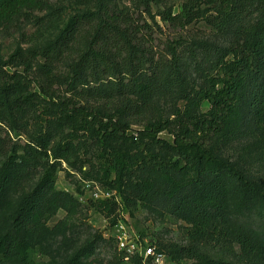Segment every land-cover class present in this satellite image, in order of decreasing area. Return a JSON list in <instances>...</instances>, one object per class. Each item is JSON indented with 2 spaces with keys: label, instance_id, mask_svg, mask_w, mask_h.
I'll return each mask as SVG.
<instances>
[{
  "label": "trees",
  "instance_id": "1",
  "mask_svg": "<svg viewBox=\"0 0 264 264\" xmlns=\"http://www.w3.org/2000/svg\"><path fill=\"white\" fill-rule=\"evenodd\" d=\"M122 1L95 0V10L71 17L48 49L32 51L30 56L18 50L7 61L0 59V106L20 113L32 104L30 96L18 97L17 83L21 76L8 69H18L40 56L50 66L44 64L38 71L41 93L52 100L59 99L58 87L64 84L73 92L60 103L59 126L65 123L74 131L87 132L95 141L116 143L124 139L130 130L127 123L106 117L74 99L82 94L111 97L115 95L111 84L115 83L117 96L137 94L139 108L144 109L155 94L148 73L157 63L144 49L149 42L143 34L146 25H136L125 11L119 10L117 3ZM129 1L153 16L151 0ZM50 2L0 0V28L14 19L30 20L34 12H55ZM160 16L163 22L182 31L199 22L219 31L232 27L234 39L228 48H216L217 74L208 78L205 90L187 95L185 107L170 122L173 144H164L161 148L164 152L153 155L144 164L149 177L135 181L130 176L134 161L127 154L113 150L102 169L101 182L112 191H128L142 207L159 198L174 199L190 189V196L181 200V209L194 228V236L202 238L215 217H226L231 207L237 220L232 232L242 256L254 264H264V188L258 189L241 170L230 167L211 145L215 139L235 136L244 120L242 102L246 89L255 79H260L255 101L259 104L258 111L264 113V79L261 78H264V0H186L179 13L169 8ZM77 45L80 53L72 67L73 79L64 83L52 68L73 54ZM140 77L147 83H142ZM126 79L128 83L124 82ZM9 80L15 82L4 85ZM76 86L81 87V93H76ZM204 101L210 106L205 113L201 110ZM156 127L150 125L141 134L157 141V134L163 129L154 130ZM54 136L52 132L42 134L36 141L37 148L32 150L45 157L50 152L55 160H67L72 147L61 143L50 147ZM9 153L8 141L0 137V159L5 158L0 162V264H34L29 235L43 236L47 219L60 210L69 217L75 215L78 203L72 195L56 189V173L49 168L8 220L2 213L6 192L13 186L19 188L21 181L31 176L33 167L24 156L15 152L9 156ZM113 174H117L114 180ZM90 204L107 221H117L115 203L99 199ZM82 253L79 251L68 264H100L97 260L84 263ZM164 253L172 264H229L212 259L195 246H173ZM120 263L123 264L122 257Z\"/></svg>",
  "mask_w": 264,
  "mask_h": 264
},
{
  "label": "rangeland",
  "instance_id": "2",
  "mask_svg": "<svg viewBox=\"0 0 264 264\" xmlns=\"http://www.w3.org/2000/svg\"><path fill=\"white\" fill-rule=\"evenodd\" d=\"M151 1L153 16L137 9L132 1L117 3L118 9L125 11L136 25H146L143 34L149 42L144 49L149 51V56L157 63L148 73L155 88L148 106L139 108L137 94L117 96L115 83L111 84L115 94L110 95L111 97L91 94L74 97L77 103L87 105L106 117L127 123L130 130L121 141H95L87 132L74 131L65 123L58 125L60 103L71 97L73 92L64 84L58 87L59 99L52 100L41 93L42 80L38 71L44 64L50 67L44 58H31L25 66L8 69L10 73L17 72L21 76L17 83L18 97L30 96L32 104L25 106L20 113L0 106V137L9 143V156L14 152L17 156H24L31 161L33 167L31 176L23 179L19 188L13 186L7 190L2 204L3 215L11 220L12 215L20 209L23 199L33 192L49 168L56 173V189L72 195L78 203L75 215L69 217L66 211L60 210L47 219L43 236L29 235L28 243L34 264H68L79 251L83 252L84 263L97 260L100 264H118L121 256L115 236L124 233L120 222H123L128 236L145 240L162 252L173 246H195L214 260L229 264H254L242 256L235 242L232 227L237 220L231 207L225 213L226 217H215L206 236L202 238L194 236V228L181 209V200L190 196V189L174 199L159 198L149 206L142 207L128 191L118 193L104 187L101 182L102 169L113 150L127 154L134 161L130 176L135 181L149 177V170L144 164L153 155L162 154L164 144H173L170 122L185 107L187 95L192 96L199 90H205L208 78L217 74L216 48L226 49L234 39L232 27L219 31L206 22H199L182 31L161 20L160 13L172 8L177 14L186 0ZM50 4L56 9L55 12H34L30 20L18 18L2 25L1 60L7 61L18 50L30 56L32 51L42 52L48 49L57 41L71 17L95 10V0H51ZM79 49L77 45L73 54L67 55L52 68L53 73L62 77L64 83L73 79L72 67L79 58ZM112 81L117 82L115 79ZM140 81L147 83L143 77H140ZM14 82L9 80L4 85H12ZM124 82L128 83V79ZM259 84L260 79H255L246 89L242 102L244 120L235 136L215 139L211 145L219 158L230 167L241 170L251 183L262 189L264 113L258 111L259 104L255 101ZM90 87L93 88L94 85ZM75 89L78 91L76 93H81V87L76 86ZM209 108V104L204 101L201 110L205 113ZM150 125L157 126L154 130L163 129L157 134V141L141 134ZM48 132L55 133L50 147L57 143L72 147L67 160H55L50 152L49 157H45L32 150L37 148V139ZM4 160L5 158H1L0 162ZM116 177L117 174H113L111 179ZM126 181L127 177H122L124 184ZM99 199L115 203V223L104 219L91 206V201ZM251 214L253 217L254 213ZM248 219L251 220L250 217ZM133 264L158 263L147 260ZM162 264L172 262L167 256Z\"/></svg>",
  "mask_w": 264,
  "mask_h": 264
},
{
  "label": "built area",
  "instance_id": "3",
  "mask_svg": "<svg viewBox=\"0 0 264 264\" xmlns=\"http://www.w3.org/2000/svg\"><path fill=\"white\" fill-rule=\"evenodd\" d=\"M121 224V231H124L120 236H115L118 242L120 255L122 257L123 264H128L136 261L142 263L147 260H153L158 264H162L167 255L159 250L149 242L140 240L139 238H132L125 233V226L123 222Z\"/></svg>",
  "mask_w": 264,
  "mask_h": 264
}]
</instances>
